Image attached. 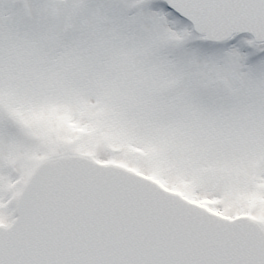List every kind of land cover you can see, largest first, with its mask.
Segmentation results:
<instances>
[{
	"label": "snow or ice",
	"instance_id": "6c2138e0",
	"mask_svg": "<svg viewBox=\"0 0 264 264\" xmlns=\"http://www.w3.org/2000/svg\"><path fill=\"white\" fill-rule=\"evenodd\" d=\"M0 264H264V0H0Z\"/></svg>",
	"mask_w": 264,
	"mask_h": 264
}]
</instances>
